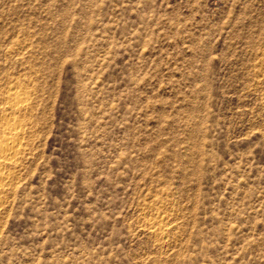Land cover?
Listing matches in <instances>:
<instances>
[{"label": "rangeland", "instance_id": "374dc122", "mask_svg": "<svg viewBox=\"0 0 264 264\" xmlns=\"http://www.w3.org/2000/svg\"><path fill=\"white\" fill-rule=\"evenodd\" d=\"M8 119L0 264H264V0H0Z\"/></svg>", "mask_w": 264, "mask_h": 264}, {"label": "bare ground", "instance_id": "6f19581e", "mask_svg": "<svg viewBox=\"0 0 264 264\" xmlns=\"http://www.w3.org/2000/svg\"><path fill=\"white\" fill-rule=\"evenodd\" d=\"M23 99L24 98L22 97L21 94L19 96H17L16 99H13L12 101H10L9 109H11V110L20 109L22 107V104H24ZM15 123L17 126L14 127L13 125L10 124L9 119H8V122H7L8 126H6L7 128L5 131L8 136L5 135L4 138L0 140V157H3V158L8 159V160L14 159V158L16 159V157L21 152L20 146H19V136H18L19 130H17L19 128L18 126H20V124H19L18 120ZM2 159H1V161H2ZM5 159H4V161L1 162L2 164L6 163ZM11 161H13V160H11ZM6 178H7V176H5L4 174L1 175L2 180H5Z\"/></svg>", "mask_w": 264, "mask_h": 264}]
</instances>
